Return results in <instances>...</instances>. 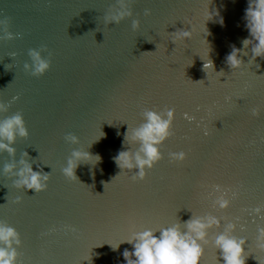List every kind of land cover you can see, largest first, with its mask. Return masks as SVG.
Wrapping results in <instances>:
<instances>
[{
	"label": "water",
	"instance_id": "water-1",
	"mask_svg": "<svg viewBox=\"0 0 264 264\" xmlns=\"http://www.w3.org/2000/svg\"><path fill=\"white\" fill-rule=\"evenodd\" d=\"M114 3L0 0V19L10 18V30L23 33L0 39V101L10 105L0 120L23 114L30 134L17 138L15 160L27 152L34 171L51 173L44 191L17 188L16 177L3 173L13 157L0 152V220L21 234L18 264H127L123 252L133 245H111L134 231L208 213L221 218L210 241L234 222V234L247 239L246 264H264L255 243L264 219L251 212L264 204V57L249 63L252 45L242 44L252 39L244 18L249 0H133L132 17L107 24ZM133 19L141 21L137 31ZM178 29L191 36L173 42L170 33ZM45 44L51 67L34 76L24 69L29 49ZM233 46L244 62L235 69L226 62ZM210 59L215 70L207 73ZM166 106L176 109L175 134L161 146L164 158L134 182L138 169L122 170L114 157L138 147L124 143V134L143 122L145 108ZM67 133L80 143L66 142ZM73 149L101 159L81 162L78 179L69 180L62 168ZM181 150L188 159L170 162L168 153ZM215 184L239 192L226 209L213 206ZM205 249L201 264H223L211 243Z\"/></svg>",
	"mask_w": 264,
	"mask_h": 264
},
{
	"label": "clouds",
	"instance_id": "clouds-1",
	"mask_svg": "<svg viewBox=\"0 0 264 264\" xmlns=\"http://www.w3.org/2000/svg\"><path fill=\"white\" fill-rule=\"evenodd\" d=\"M133 0H115L110 5L109 10L105 13L104 18L107 24H119L126 18L134 15L132 8ZM152 10L146 8L144 15H151ZM247 21L246 27L250 31L252 39H244L242 41L244 49L251 44L252 58L249 63H253L256 57H264V0H249L248 7L245 10ZM223 23V20L220 21ZM140 19L132 20V29L137 31L140 27ZM11 20L8 17L0 19V30L3 36L0 39L12 40L22 37L23 33H14L10 30ZM173 36V42L189 38L191 32L189 30L178 29L170 33ZM48 52L49 58L43 53ZM241 49L235 48L226 57L227 64L232 68H239L244 64L240 57ZM15 57L17 53L10 54ZM28 55L31 63L25 62L24 69L34 76L45 74L51 67L52 52L48 46L42 45L38 50L36 48L29 49ZM247 55V52H244ZM214 67L213 61L210 59L204 64V70L208 73V68ZM259 67V65H257ZM13 99H18L14 97ZM9 104L0 101V112H7ZM176 109L174 107H165L163 110H153L145 108L141 115L143 122L136 127H130L124 134V143L137 144L135 151H120L114 157L117 166L122 170L134 171L131 176L132 181H142L146 179L148 169L154 168L155 165L164 158L161 146L166 140L172 137L174 133ZM253 115L257 114V110L253 109ZM184 118L189 122L195 120V116L184 113ZM29 130L26 125L25 118L22 113L17 112L12 116H8L0 120V152H7L13 157L12 162L6 163L3 173L6 177L12 178L13 185L21 189H34L36 193L44 191L48 188L51 173L33 170V164L28 158V153L23 152L19 161L15 160L17 149L14 147L17 138H27ZM208 129L205 126L204 135H208ZM119 135V133H117ZM65 141L70 144H79L80 138L74 133H67L64 137ZM170 162H184L188 159V153L181 150L178 152L171 151L168 153ZM91 157L96 158V162L100 161V156H93L86 150L73 149L68 158L67 165L62 168V172L69 180L78 179L76 169L81 162L90 161ZM19 165V166H18ZM119 175V174H118ZM117 175V176H118ZM116 177V176H115ZM114 177V178H115ZM113 178V179H114ZM106 184V182H105ZM213 192L219 193L216 196L213 206L220 209H226L230 206L233 199L239 195L238 191L225 188L220 184L212 186ZM231 192V198L228 193ZM211 196L212 193H209ZM19 202V198L17 199ZM251 212L264 219V204H259L251 209ZM221 226V218L211 213L206 215L193 214L190 219L181 223H174L171 226L161 227L158 229L146 228L140 231H134L132 235L118 245L112 246L115 250L121 243L127 242L132 244L134 251L125 249L123 256L127 264H201L205 256V246L210 243L220 251L223 257V264H246L248 253L245 251L247 239L234 234L236 224L227 222L224 230L214 235L212 241L209 240V230L219 228ZM73 232L76 231L74 226H68ZM49 229V232L54 231ZM159 232V236L156 233ZM256 247L264 250V225H258L256 236ZM23 244L20 232L7 222L0 220V264H18V246ZM135 257V259H133Z\"/></svg>",
	"mask_w": 264,
	"mask_h": 264
}]
</instances>
